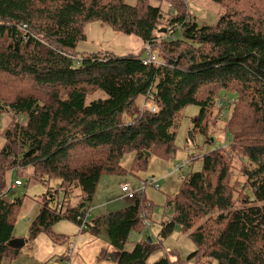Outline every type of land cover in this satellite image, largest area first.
Here are the masks:
<instances>
[{
    "label": "trees",
    "instance_id": "obj_1",
    "mask_svg": "<svg viewBox=\"0 0 264 264\" xmlns=\"http://www.w3.org/2000/svg\"><path fill=\"white\" fill-rule=\"evenodd\" d=\"M125 1L0 0V121L12 115L0 123V264L18 254L7 244L22 200L14 191L23 182L46 187L32 238L60 220L80 224L102 179L127 173L126 154H134L133 175L145 170L147 154L175 157L189 107L198 114L187 143L196 133L211 143L209 130L224 108L228 139L187 156L198 170L167 198L172 216L161 224L163 236L178 226L195 247L187 260L196 264H264V0H209L222 9L212 26H198L184 0L168 2L169 17L162 4ZM90 22L137 37L158 63L79 54ZM146 180L138 192L130 187L132 199L120 185L132 204L89 219L86 230L104 229L111 248L99 260L146 264L156 250L148 237L126 249L150 220ZM152 264L181 262L163 257Z\"/></svg>",
    "mask_w": 264,
    "mask_h": 264
},
{
    "label": "rangeland",
    "instance_id": "obj_2",
    "mask_svg": "<svg viewBox=\"0 0 264 264\" xmlns=\"http://www.w3.org/2000/svg\"><path fill=\"white\" fill-rule=\"evenodd\" d=\"M169 1L171 0H146L145 3L159 6L162 4L165 15L169 17L170 14H174L168 5ZM125 2L133 6L137 0ZM184 2L187 12L198 26H212L222 14V9L209 0H184ZM84 35L85 39L80 41L76 48L79 54L109 52L119 57L146 56V52L142 51L143 44L140 39L115 33L107 25L90 22L84 26ZM176 36L180 37V33H176ZM153 55L158 63V56L155 53ZM197 114V107H189L183 112L175 141L177 152L173 159L164 160L157 155H150L145 170L133 175L128 171L134 154H126L121 160V166L127 173L121 176L104 177L90 204L88 221L94 216L115 212L132 204V201L125 200L120 192L122 183L130 184L131 191L138 192L141 180L152 177L158 181V189L147 187L142 193L151 205L150 220H147L150 226L144 227L140 234L134 233L126 247L127 250H131L133 244L130 243L142 237L151 239L156 250L149 256L146 264H152L163 257H168L171 261L178 259L181 264H196L192 260H187L188 255L195 249L187 234L176 226L169 235L164 237L161 224L172 216V211L166 209L167 198H171L178 192L183 177L198 170V163H188L187 156L191 153L201 155L221 148L227 143L228 136L224 130L228 119L226 108L222 110V114L218 115L215 129L209 130L211 143L205 144L204 136L199 133L195 134L193 142L189 140L187 143L191 121ZM10 118L12 115H3L0 123L4 126L11 121ZM52 185L55 184L52 183ZM45 192L46 187L43 184L26 186L25 182L14 191V197L22 198V200L14 216L13 238L23 240L25 245L13 259V256L4 258L1 264H114L111 261L99 260V253L102 250L111 251L104 229H101L99 233H93L86 230L87 228L80 232L79 224L65 219L53 223L48 232L43 231L44 233L34 238L30 236L29 228L40 213L42 205L39 199ZM70 244L73 245V249Z\"/></svg>",
    "mask_w": 264,
    "mask_h": 264
},
{
    "label": "built area",
    "instance_id": "obj_3",
    "mask_svg": "<svg viewBox=\"0 0 264 264\" xmlns=\"http://www.w3.org/2000/svg\"><path fill=\"white\" fill-rule=\"evenodd\" d=\"M143 64L144 65H154L157 64L156 57L155 55L151 54L149 47H146V56L143 59ZM154 111V109H152ZM146 185H149L153 187L154 189H158V182L152 178H148L144 183H142V187H145ZM19 186V183L14 182V184L11 185V187ZM121 192L126 193L127 199H132L134 197V194L130 191V186L129 185H122L121 186ZM88 215V214H87ZM87 215L83 219L80 220V232L84 231L85 228H87L88 225V219ZM144 227H149L150 225L147 223V221L144 222ZM71 249H73V245L70 244Z\"/></svg>",
    "mask_w": 264,
    "mask_h": 264
},
{
    "label": "water",
    "instance_id": "obj_4",
    "mask_svg": "<svg viewBox=\"0 0 264 264\" xmlns=\"http://www.w3.org/2000/svg\"><path fill=\"white\" fill-rule=\"evenodd\" d=\"M166 32H167L166 29H163L161 31V33L163 34H165ZM188 137L191 138V133H189ZM147 156L149 157V154H147ZM148 241L151 242L150 239ZM24 245H25V242L23 240L12 239L11 241L8 242L7 247H9L10 249L19 251L24 247Z\"/></svg>",
    "mask_w": 264,
    "mask_h": 264
},
{
    "label": "crops",
    "instance_id": "obj_5",
    "mask_svg": "<svg viewBox=\"0 0 264 264\" xmlns=\"http://www.w3.org/2000/svg\"><path fill=\"white\" fill-rule=\"evenodd\" d=\"M124 183H122V185H123Z\"/></svg>",
    "mask_w": 264,
    "mask_h": 264
}]
</instances>
